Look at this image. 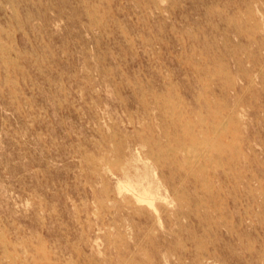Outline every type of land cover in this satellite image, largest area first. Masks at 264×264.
Returning a JSON list of instances; mask_svg holds the SVG:
<instances>
[{
	"label": "rangeland",
	"instance_id": "rangeland-1",
	"mask_svg": "<svg viewBox=\"0 0 264 264\" xmlns=\"http://www.w3.org/2000/svg\"><path fill=\"white\" fill-rule=\"evenodd\" d=\"M263 93L264 0H0V264H264Z\"/></svg>",
	"mask_w": 264,
	"mask_h": 264
},
{
	"label": "bare ground",
	"instance_id": "bare-ground-1",
	"mask_svg": "<svg viewBox=\"0 0 264 264\" xmlns=\"http://www.w3.org/2000/svg\"><path fill=\"white\" fill-rule=\"evenodd\" d=\"M222 19V18H221ZM110 22V21H109ZM175 27V26H174ZM241 63V62H240ZM208 67V65H207ZM246 68V67H245ZM244 69V68H243ZM81 81V80H80ZM257 90V89H256ZM264 94V93H263ZM215 111V110H214ZM182 124V123H180ZM254 160V159H253ZM122 183V182H121ZM133 190L134 199L144 202L152 207L154 210H158V207L155 206L154 200L160 198L161 194L159 193L158 186L154 187L151 183L144 184L142 182H137L130 184ZM127 187V186H124ZM130 191V190H129ZM261 193V192H260ZM73 200V199H72ZM195 203V202H194ZM157 216V215H156ZM253 243V242H252ZM25 251V250H24Z\"/></svg>",
	"mask_w": 264,
	"mask_h": 264
}]
</instances>
